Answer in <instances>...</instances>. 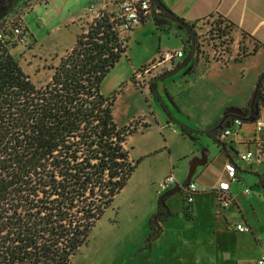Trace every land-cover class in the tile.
Segmentation results:
<instances>
[{
    "label": "rangeland",
    "instance_id": "obj_1",
    "mask_svg": "<svg viewBox=\"0 0 264 264\" xmlns=\"http://www.w3.org/2000/svg\"><path fill=\"white\" fill-rule=\"evenodd\" d=\"M90 2L30 0L28 5L21 6L9 16L24 22L30 31L27 43L12 48L11 54L37 87H43L52 75L49 68L55 63L50 60L73 48L79 34L77 23L82 9ZM107 3L110 10L116 9L115 0H107ZM104 4L100 10L106 9ZM87 21L85 18L84 23ZM222 26L219 27L218 19L196 25L194 32L200 48L199 57L206 61L211 58L226 61L231 56L229 43V47L224 45L218 49L219 44L227 43L232 37L231 32L224 42L216 37L218 35L214 31L222 34ZM167 29H158L149 21L133 28L127 55L102 82L103 95L115 98L117 125L124 127L135 121L133 124L141 129L126 143L131 160L141 163L111 207L95 224L87 244L73 258V264H174V256H184L179 264H254L260 256V246L264 247V188L257 173L249 171L250 164H256L255 159L243 162L235 157L241 169H248V172H241L240 182L232 187L237 204L221 208L218 196L220 210L216 217L211 187L220 176L226 151L208 134H194L184 139L179 126L193 131L207 130L211 123L224 116L227 109L235 107L232 104L245 105L256 81V73L264 64L254 69L251 67L244 74L241 66L234 63L227 70L215 65L205 70L201 62L189 74L188 70L194 64L191 60L182 71L164 81H157L159 94H152L150 83L178 64V61L170 64L159 59L161 53L174 52L180 46L179 38ZM247 39L244 37L241 41L239 58L248 52ZM210 47L217 52H211ZM185 51H190V48ZM187 56L179 63L183 64ZM260 110L264 118V107ZM143 120L149 125L145 130H142ZM254 134L253 124L242 128L243 137H254ZM258 137H264V130ZM193 150L199 158L205 151L210 163L199 167L192 179L200 191L198 195L202 197L201 202L195 200L194 203L200 213L188 219L191 212L186 209L183 188L191 165L197 159L189 154ZM244 152L246 147H240V153ZM259 168V173H263L261 164ZM169 177H173L175 183L163 188V181ZM247 188L252 189L253 194L244 195L242 192ZM160 202H164L161 204L168 208L164 210L171 216L162 223L154 220V225L162 227L163 231L159 238L151 240V221L160 209ZM166 212L162 218L166 217ZM242 214L253 225L259 243L248 233L235 231L238 224L246 225ZM184 248L187 252L181 253Z\"/></svg>",
    "mask_w": 264,
    "mask_h": 264
},
{
    "label": "trees",
    "instance_id": "obj_2",
    "mask_svg": "<svg viewBox=\"0 0 264 264\" xmlns=\"http://www.w3.org/2000/svg\"><path fill=\"white\" fill-rule=\"evenodd\" d=\"M118 5L116 2L112 11L108 4L92 20L82 22L73 48L49 68L52 75L43 87L33 83L11 54L18 44L0 40V264H73L95 224L141 163L131 160L126 146L128 138L141 129L133 124L135 121L124 127L117 125L115 98L105 97L101 91L105 77L128 51L130 33H121L124 20ZM153 6L154 11L180 20L155 2ZM215 19L223 30L222 34L214 32L224 42L235 25L221 17ZM180 21L189 41L192 30L201 22ZM17 22L30 36L24 22ZM232 42L231 37L218 49L231 47ZM255 45L254 52L241 58L238 54L235 62H242L263 47L257 42ZM189 52L185 51V56ZM199 55L196 42L190 73L198 65ZM156 79L150 83L152 94ZM261 107L264 72L247 106L241 108L247 114L241 118L244 124L260 119ZM234 118L239 117L224 114L208 135L218 142V126L225 129ZM148 127L143 120L142 129ZM181 131L183 136L194 135ZM255 141L256 160L264 168V140ZM237 170L240 175V167ZM256 175L264 188V172ZM161 203L151 221V240L162 231L154 225V220L160 223L164 219L167 207Z\"/></svg>",
    "mask_w": 264,
    "mask_h": 264
},
{
    "label": "crops",
    "instance_id": "obj_3",
    "mask_svg": "<svg viewBox=\"0 0 264 264\" xmlns=\"http://www.w3.org/2000/svg\"><path fill=\"white\" fill-rule=\"evenodd\" d=\"M160 1L172 14L175 15L176 18L183 20L184 22L189 23V24H193L196 22H203V21H206L208 19H215V18L221 17V18H224V19L228 20L229 22H231L235 25L234 31L231 34L233 42L231 45V53L232 54L230 56V60L228 58H226V59H228V61L224 62L223 60L222 61H215V59L211 58L210 61L207 62L201 56L199 63L202 62L204 64L205 70L207 68H211V65H215L218 68L220 67L221 70H224V69L227 70L229 68L228 66L231 65L232 63H234L238 66H241V69L243 70V72L245 74L251 70V67H252V69H254V68H258L260 64H264V0H160ZM105 2H106V0H91V2L82 9V16H80V19L78 20V23H77L79 33L81 31V25H82V22L84 21V19L87 18L88 20L89 19L92 20L95 17L96 13L98 11H100L99 8H101V6ZM104 6H105V4H104ZM148 21L153 22L154 25L158 29H164L165 27H167L168 28L167 32L168 31L172 32L176 36V38H179L180 46H178L176 51L185 52V50L187 49V44H188V36L186 33L183 32L182 27L180 26V24L177 22L176 19H171V17L162 15V14H160L159 10L156 9L154 11L153 17L151 19H149ZM142 25H144V24H142ZM245 35L248 38L246 41L248 54L250 52H254L256 42L263 47H260L253 55L245 58L242 62H235V57L239 54L241 41L243 40ZM210 48H207V49H210ZM211 49H212L211 52H213V53L217 52L215 49H213V48H211ZM69 50H71V49H69ZM69 50H67L64 54H59V55H57V57L52 58L50 60V62H54L55 63L54 65H57V63L59 62V59L62 56H64ZM165 53H161L159 55V59ZM179 62L180 61H178V63ZM263 72H264V66L262 68H260L256 73V76H257L256 81H255V83H253V87H252L253 89L250 90L249 99H248V101H246L247 103L245 102L246 104L243 106H239L238 103H234V104H232V106H235V107L237 106V108H244L247 106V104H248V102L252 96V93L255 90L258 78ZM189 74H190V72H189ZM219 121H217L215 123H211V126L214 124H217ZM245 125L246 124H244L238 130L237 134L233 138H231L232 145H230L227 148V151H226L227 156H226L225 162L223 165L220 166V176L217 179V181L214 183V185L211 187V195L215 198V203L213 204L214 205L213 213H215L214 215L216 217H217V214L219 213V210H220L219 208L220 207L222 208V206L218 207V202H217L218 196L226 195L227 196L226 198H228L231 202L230 206H232L233 203L237 204L236 196H234L232 187L235 183L240 182V177H239L240 175H238L236 181L231 182L228 191H222L219 188L220 183L228 181L227 175H226L225 170H224L225 163L227 161H229L231 158H233V157L235 158L240 154H245L248 151H254L255 152V150H254L255 147L252 144V142H254L255 140L256 141H261L262 139L264 140V137H258L257 134L256 135L254 134V137H248V138L243 137L241 135V131ZM199 130H201V129H199ZM202 131H204V130H202ZM182 137L184 139H186L185 136L182 135ZM242 146L246 147V152H244V153H240V147H242ZM189 154L191 156H193V158H199V156L197 155V152L194 150L191 151ZM207 158H208L207 163L208 162L210 163V157H207ZM255 162H256V164L253 166H252V164H250L251 168L249 171L251 173H253L254 171L256 173L260 172L259 171L260 164L256 159H255ZM238 167H240L239 164H238ZM240 169H241V167H240ZM197 172H198V169L196 171V174H197ZM240 172L247 173L248 169H243V170L241 169ZM202 174H203V171L200 173V176ZM179 190L180 189L178 187L177 191H179ZM251 190L252 189L247 188L242 193L244 195H249L251 193L253 194V191H251ZM199 193H200V191L198 190L194 196L193 203L190 205H187V207L190 208L189 211L191 212L188 219H193L194 217H196V215H198L200 213V209H198L197 206H194L195 200H197V202H198V200L201 202L200 199L202 196L198 195ZM170 195L171 194H169V196ZM184 200H185V198H184ZM167 209L168 208H166V210ZM239 213L241 214V211ZM168 214H169V211L166 212V217H164L162 222L171 216V214H169V215ZM242 217L246 220V222H245L246 225L245 224H242V225L245 228H247V231L240 232L237 229V226L241 225V224H238L235 227V231L238 233H248L249 237L255 238L257 240V242L259 243L260 241L257 239L253 225L249 224L245 215L242 214ZM162 222H160V223H162ZM161 230H162V227H161ZM162 231H161L160 235L162 234ZM160 235H159V237H160ZM184 249L181 250L182 251L181 253L187 252V248L185 250ZM259 254H260V256L256 259L254 264H258V261H260L261 258L263 257V255H264V247L263 246H260ZM227 258L230 259L229 256H227ZM183 260H184V256H177V257L174 256V258L172 257V261L174 262V264H176L175 262H177V261H178L177 264H179L180 262H183ZM198 263H199V261H198ZM226 264H231V263H226Z\"/></svg>",
    "mask_w": 264,
    "mask_h": 264
},
{
    "label": "built area",
    "instance_id": "obj_4",
    "mask_svg": "<svg viewBox=\"0 0 264 264\" xmlns=\"http://www.w3.org/2000/svg\"><path fill=\"white\" fill-rule=\"evenodd\" d=\"M118 2V12L120 18L123 21V25L121 26V33L123 35H128L133 28L142 25L143 21H148L154 15V6L153 0H115ZM108 5L107 0L105 2V7ZM11 19V20H10ZM17 19L11 17L9 19L4 20L0 23V40H6L10 42H16L18 45H24L27 43L29 38L28 34L23 32V26L19 25ZM185 56L183 51H174V52H166L161 58L163 62H169L173 64L175 61H179L183 59ZM244 125V122L241 118H234L230 125L225 129L221 130L217 136L218 142L225 145L227 148L232 145L231 138H233L238 130ZM255 135L260 134L264 130V118L261 117L255 123ZM264 152V148H263ZM256 151H248L245 154L238 155V159L243 162H251L254 158L256 159ZM238 162L233 157L229 161H227L224 165V170L227 175L228 181L220 183L219 188L222 191H228L231 182L236 181L238 177ZM175 183L173 177H169L163 181L162 187L166 188L170 184ZM185 203L190 205L194 201V196L197 193L198 189L195 183L191 182L189 185H185ZM221 206L222 208L230 206L231 202L226 195H220ZM237 229L240 232L247 231L242 224L237 226ZM258 264H264V255Z\"/></svg>",
    "mask_w": 264,
    "mask_h": 264
},
{
    "label": "water",
    "instance_id": "obj_5",
    "mask_svg": "<svg viewBox=\"0 0 264 264\" xmlns=\"http://www.w3.org/2000/svg\"><path fill=\"white\" fill-rule=\"evenodd\" d=\"M153 2H155L162 11L166 12L169 16H173L175 18V15H173L162 4V2L160 0H153ZM177 22L180 24V26L183 23L180 20H177ZM189 45L191 46V48H190V52H189V54H188V56L186 58V61L181 66L176 67L175 69L170 70L169 72L165 73L164 75L158 77L155 80L156 85H157V81H159V80H161V81L163 80L164 81L167 78L172 77L173 75L177 74L178 72H180L184 68H186L188 66V64L191 62L192 58L194 57L195 50H196V35H195V33H194L193 30L191 32V39H190V41H188V44H187V49H188V46ZM199 60H200V57H199ZM198 63H199V61H198ZM191 70H192V66L189 68L188 72H190ZM154 93L159 94V91H158L157 86L155 87ZM225 114H232V115H235V116H237L239 118H244V117L247 116V114L241 108H237V107H231V108L227 109V111L225 112ZM250 121L251 122H254L255 121V118H251ZM179 126H180V128H182V129H184V130H186L188 132H192V133H194L196 135H202V134H208L209 131L212 129V127L215 126V124L212 125L211 127H209L207 130H204V131H193V130H191V129L187 128V127H184L182 125H179ZM218 129L222 130L223 127L221 125H219L218 126ZM201 155H202L201 158H197L196 161L194 163H192L191 169H190V173H189V176H188L187 181H186V185H189L192 182V179L195 176L197 169L199 167L205 166L207 164V161L208 160H207V156L205 154V151H202V154ZM162 201H164V199ZM162 203H164V202H162ZM225 208H231V206L224 207V209Z\"/></svg>",
    "mask_w": 264,
    "mask_h": 264
},
{
    "label": "flooded vegetation",
    "instance_id": "obj_6",
    "mask_svg": "<svg viewBox=\"0 0 264 264\" xmlns=\"http://www.w3.org/2000/svg\"><path fill=\"white\" fill-rule=\"evenodd\" d=\"M29 3L30 0H0V23L9 18L21 6H26Z\"/></svg>",
    "mask_w": 264,
    "mask_h": 264
}]
</instances>
